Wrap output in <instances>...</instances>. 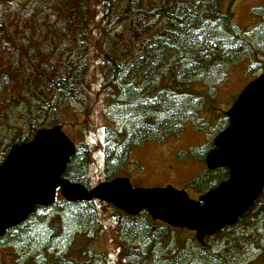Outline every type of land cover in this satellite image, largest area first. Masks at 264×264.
<instances>
[{
	"label": "trees",
	"instance_id": "16d2710c",
	"mask_svg": "<svg viewBox=\"0 0 264 264\" xmlns=\"http://www.w3.org/2000/svg\"><path fill=\"white\" fill-rule=\"evenodd\" d=\"M101 1L105 14L111 13L119 1L118 17L131 41L156 29L140 44L139 53L129 59L103 53L104 84L110 89L106 115L114 126L105 127L101 149L104 178L111 180L129 161L132 147L175 135L184 123H191L198 131L210 123L217 131L225 128L228 120L215 110L212 88L227 65L244 57L251 59L255 67L262 62L264 66V59L261 62L256 58L264 53V17L255 30L247 32L232 25V0ZM57 3L61 18L55 17L52 34L62 42L52 50L41 49L48 35L47 26L41 38L31 40L24 34L17 41L0 21V118L19 92L25 91L39 102L38 119L33 120L30 108L26 115L29 132L17 137V144L26 142L37 129L57 124V110L84 84L90 0ZM261 13L264 16V8ZM10 15L15 17L14 11ZM47 115L50 119L45 120ZM91 147L83 139L75 143L62 177L90 186L86 173ZM199 148L190 150L201 152ZM202 150L204 155L207 146ZM227 175L223 167L205 169L190 184L206 191ZM60 201L62 205L50 214L46 213L48 206H37L25 221L5 230L0 244L13 252L23 245L36 246L38 258H26L31 264H108V253L73 246L77 238L85 237L81 230L98 229L94 201ZM114 210L119 255L124 264H264V185L234 224L223 226L202 242L184 228L152 219L144 208L135 215ZM64 226L73 227L72 233H67ZM66 235L74 242L62 250L49 252L39 244ZM4 258L0 255V264H10Z\"/></svg>",
	"mask_w": 264,
	"mask_h": 264
},
{
	"label": "rangeland",
	"instance_id": "374dc122",
	"mask_svg": "<svg viewBox=\"0 0 264 264\" xmlns=\"http://www.w3.org/2000/svg\"><path fill=\"white\" fill-rule=\"evenodd\" d=\"M90 5L92 16L85 30V54L88 69L84 84L78 88L75 97L68 98L64 105L57 110L55 122L75 143L83 139L92 145L86 175L89 185L94 186L105 181L101 146L105 143V127L114 126V123L106 115L107 108L110 107L108 104L110 101H106L110 89L104 84L103 53L129 59L130 56L139 53L140 44L153 35L156 29L136 41H131L127 29L118 17L120 13L119 1L115 4V9L107 14L104 12L101 0H90ZM230 8L232 25L238 30L251 32L261 24L264 17L261 13L264 8V0H232ZM12 11H14L15 17L10 15ZM56 16L61 18L57 0H0V21H3L17 41L24 34L32 37L31 40L41 38L44 27L49 28L48 35L42 42L44 48H41L42 50H52L59 47L62 42L61 38L52 34L56 25L54 24ZM59 22L60 20L56 23ZM125 49L128 51L122 55ZM256 58L262 62L264 53L257 55ZM262 63H260V67H255L251 59L244 57L227 65L222 71L221 78L219 77V82L212 88L215 110L225 115V111L243 87L258 74L264 72ZM252 66L253 68H251ZM37 103L39 104L25 91L19 92L15 95V100L8 108L6 115L0 118V163L8 152L2 155L4 149L8 145L17 144L15 142L17 137H24L29 132L26 115L30 108L33 120L38 119V115L36 116ZM47 116L45 120L50 119L49 115ZM218 132L212 123L201 131L195 130L189 122L184 123L182 129L175 135H168L161 141H148L141 146L132 147L129 152V161L123 165L117 175L127 177L133 187L150 188L171 185L175 189L184 190L190 198L197 199L207 190L196 189L190 182L207 169L204 155L213 147L212 140ZM205 146H207V151L202 155L201 153L204 151L202 149ZM194 147H202L199 148L201 152L191 151L190 149ZM60 199L65 200L57 190L53 203L46 205L49 207L46 213L50 214L58 209V205H62L59 203ZM93 201L97 212L98 229L96 232L87 228L81 230L85 237L77 238L73 246L83 245L89 252H106L108 253V264H124L119 255L120 243L115 222L116 211L114 210L116 208L101 200ZM64 228L67 233H72L73 227L64 226ZM188 231L194 236L193 231ZM57 240L60 242L57 243ZM57 240L51 243L39 241V244L41 248H47V251L53 252L59 248L62 250L69 243L74 242L67 235ZM35 247L34 245H23L24 249L21 247L13 252L11 248L1 243L0 255L4 256L6 262L10 264H31L26 258H38L37 255L40 251ZM12 252L13 256H11Z\"/></svg>",
	"mask_w": 264,
	"mask_h": 264
},
{
	"label": "water",
	"instance_id": "95a60500",
	"mask_svg": "<svg viewBox=\"0 0 264 264\" xmlns=\"http://www.w3.org/2000/svg\"><path fill=\"white\" fill-rule=\"evenodd\" d=\"M224 129L204 155L207 169L226 168L227 178L190 198L171 185L133 187L117 176L86 188L62 177L74 150L59 124L42 127L30 140L13 144L0 163V237L26 220L36 206L55 200H101L135 215L144 208L152 219L194 232L198 242L225 225L234 224L258 197L264 185V72L249 81L225 111Z\"/></svg>",
	"mask_w": 264,
	"mask_h": 264
}]
</instances>
